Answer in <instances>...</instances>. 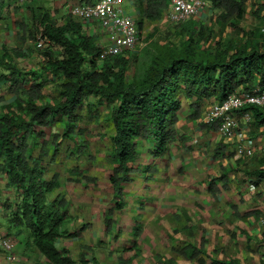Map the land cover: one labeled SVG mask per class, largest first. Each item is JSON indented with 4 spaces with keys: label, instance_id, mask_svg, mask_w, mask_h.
<instances>
[{
    "label": "trees",
    "instance_id": "obj_1",
    "mask_svg": "<svg viewBox=\"0 0 264 264\" xmlns=\"http://www.w3.org/2000/svg\"><path fill=\"white\" fill-rule=\"evenodd\" d=\"M23 1L0 0V19L15 15L24 5ZM95 1L74 0L72 3L92 4ZM244 1L208 0L211 16L219 22H226L232 15L240 18L244 12ZM133 2L138 12L134 20L139 32L144 20L162 18L168 5L166 0ZM14 23L18 38H24L25 34L36 40L39 33L45 37V47L39 50L41 58L36 70H23L11 60L4 61L8 56L5 47L0 55V66L6 70L0 74V80L7 82L8 92L14 95L12 101L0 106V171L6 174L7 183L19 195L8 223L29 231L32 242L48 264H89L83 250L88 245H84L78 258H74L67 247L56 246L60 238L76 236L77 233L64 229V198L57 194L47 201L48 193L61 188L57 175L50 179L43 176L44 162L47 157L50 160L54 158L62 138L75 143L76 147L70 154L87 160L97 158V153L92 152L95 155L92 156L86 152L85 144L80 147L78 139L85 133L81 125L83 117L90 122L92 113H97L103 106L105 120L110 124L109 135L108 132L98 135L100 140L107 139L102 149V160L110 167L108 182L112 189V203L103 218V236H106L112 233L114 213L125 210V198L130 194L127 187L133 183L134 174H139L141 182L153 179L157 168L149 160L169 151V145L176 136L181 98L193 99L190 105L194 109L190 117L197 118L204 100L221 101L234 91L250 89L255 83L264 86V50L253 46L250 50L236 48L230 52L218 41L212 50L201 49L198 41L206 32L201 24L198 29L192 28L195 22L191 19L190 26L174 24L185 35L184 40L154 43L152 52L148 56L144 54L139 73L131 79L126 78L128 57L137 50L99 59L102 47L82 32L83 21L80 19L68 15L62 24H56L49 13L43 11L32 19L30 28L23 20L15 19ZM11 50L15 55L19 54L17 49ZM50 81H55L57 86L53 100H47L48 95L43 90ZM91 97L94 101L90 100ZM244 110L250 111L251 123L256 127L262 126L261 132L264 133V111L249 105L239 110V114ZM58 122L62 123L61 131L54 132L48 142L49 138H44V130ZM199 126L215 130L217 122H200ZM56 137L60 139L56 141ZM39 138L41 143H38ZM36 146L38 151L35 155L33 150ZM224 147L219 143L213 156L226 154ZM69 174L65 177L66 182L97 184V178L79 172L78 166H74ZM251 174L256 176V184L264 179V168ZM216 182H221L226 188L225 175L209 179L208 190L213 196L218 191ZM139 206L142 208V201ZM233 213L246 218L259 212L250 210L240 214L234 208ZM139 217L142 215L137 214L133 219L132 246L137 245L136 238L142 230ZM204 242L202 238L198 247L187 244L181 248L172 247V250L184 258L183 264H243L235 257L223 259L209 255L203 248ZM172 259L168 256L169 262ZM117 260L118 264H126L129 258L118 254Z\"/></svg>",
    "mask_w": 264,
    "mask_h": 264
},
{
    "label": "crops",
    "instance_id": "obj_2",
    "mask_svg": "<svg viewBox=\"0 0 264 264\" xmlns=\"http://www.w3.org/2000/svg\"><path fill=\"white\" fill-rule=\"evenodd\" d=\"M73 1L25 0L15 15L12 14L9 19H0V55L4 47L8 52L4 61L11 60L21 69L27 64L37 66L41 57L33 49L32 40L25 34L24 38H18L15 19L23 20L26 27L30 28L32 19L47 11L56 24H62ZM243 7L244 12L240 18L232 15L226 22H219L211 16L210 3L206 0L205 5L192 19L201 24L203 31H211L210 35L205 31L199 41L209 39L211 49L217 41L223 42L230 52L236 48L250 50L253 46L264 50V0H245ZM122 10L134 19L138 17L133 0H122ZM166 31L172 32L174 38L178 35V38H182L181 41L185 38L179 27L164 18L144 20L140 29V33H145L144 36L153 38L157 33L160 36L161 32L164 34ZM82 32L90 35L100 47L116 40V35L107 33L96 21H83ZM140 44L137 50L142 47ZM11 49H17L19 54L15 55ZM0 69V74L6 73L3 67L0 66ZM0 98V106L14 99V95L7 90V82L2 80ZM180 101V114L181 110L185 109V116L189 120L178 119L176 136L169 145V151L161 157L149 160L157 168L154 178L141 182L139 174H134L133 183L127 187L132 196L126 195L124 212L114 213V228L112 227V233L107 234L106 238H110V235L113 238L116 232L122 233L113 238L117 246L116 264L118 254L129 258L126 264L132 259L133 251L128 250L127 237H122L125 232L123 228L119 229L122 215L124 217L130 214L142 215L140 220L143 227L136 240L138 244L145 242L154 260L157 255L174 257L172 247L181 248L187 244L198 247L203 238V248L209 255L223 259L235 257L243 264H264V224L259 221L264 217V212L259 216L252 214L246 218H239L233 213L234 208L240 214L250 210L259 213L264 210V179L255 184L256 176L251 174L256 169L264 168V133L261 132L263 127L254 126L252 119L247 121L243 114L237 113V130L230 136H221L215 130L200 127V116L190 117L194 109L190 105L193 99L181 98ZM212 102V99L201 102V114ZM59 131L61 129L55 132ZM105 140L101 141L106 144ZM248 142L254 146L253 154L237 157L234 147L237 143ZM219 143L225 145L223 150L226 154L214 157L213 153ZM102 156L103 154H100L94 160H87L70 153L57 152L53 159L47 157L44 162L43 176L50 179L56 174L62 184L61 188L47 194V201L54 199L57 194L64 198V229L77 233L76 236L60 238L56 246L67 247L74 258H78L80 251L79 247L71 245L75 243L73 240L78 239L85 244V240L102 239L104 235L103 218L112 203V189L108 182L110 167L102 160ZM143 156L146 157L145 154ZM74 166H78L79 172L97 178V184L84 181L66 182L65 177L70 176ZM222 174L226 178V188L222 187L221 182H216L218 191L213 196L208 190V181ZM157 183L160 185L153 190L154 184ZM250 184L254 186L252 190L248 188ZM158 189L160 191L157 194ZM151 196H154V199H150L148 203L142 202V208H134V200ZM18 200V191L7 183L6 174L0 171V230L8 234L13 241L17 256L15 264H48V260L32 242L29 231L25 227L8 223L9 214L15 209ZM132 225L134 226V220L130 229ZM130 229L127 231L130 232ZM120 246H126L127 249L119 250ZM86 258L89 260V256L86 255ZM0 264H8L2 251Z\"/></svg>",
    "mask_w": 264,
    "mask_h": 264
},
{
    "label": "built area",
    "instance_id": "obj_3",
    "mask_svg": "<svg viewBox=\"0 0 264 264\" xmlns=\"http://www.w3.org/2000/svg\"><path fill=\"white\" fill-rule=\"evenodd\" d=\"M168 5L163 12L162 18L167 22L178 24L184 23L194 17L205 5L206 0H166ZM67 15L82 21H96L107 33L116 35L115 42H112L101 49L99 59L108 55L122 54L128 51H135L140 44V32L135 20L122 10V0H97L92 4L71 3ZM45 43V37L38 34L34 40L33 47L40 48ZM253 105L264 111V86L255 83L250 89H240L232 92L221 101H213L203 110L200 115V122H217V132L221 136H230L238 128L237 113L244 107ZM243 117L251 120L250 111H242ZM254 152V146L248 142L237 143L234 147V154L237 157H247ZM252 190L254 186L248 185ZM264 224V217L260 218ZM0 251L5 255L8 264H15L17 256L14 252V244L8 234L0 230Z\"/></svg>",
    "mask_w": 264,
    "mask_h": 264
},
{
    "label": "rangeland",
    "instance_id": "obj_4",
    "mask_svg": "<svg viewBox=\"0 0 264 264\" xmlns=\"http://www.w3.org/2000/svg\"><path fill=\"white\" fill-rule=\"evenodd\" d=\"M189 19H193L189 18ZM189 19L186 20L182 25H188L190 26L191 23H189ZM195 22V21H192ZM198 22H195L192 25V28L194 29H198ZM209 27V26H207ZM210 28V27H209ZM208 29V28H207ZM172 31V29H171ZM206 31V30H205ZM204 31V32H205ZM207 33H209L208 35H210L211 31L208 32V30L206 31ZM39 34V33H37ZM145 33L143 34V32L140 33L139 36V40L142 44V48L137 50L136 52H133L132 54H129V65L128 68L126 70V78L127 79H131L134 78L138 73H139V66L140 63H142V61L144 60V54L146 56H148L149 52H152V49L154 47V43H164V42H168L170 41L169 39H173L175 43H178L179 41H181L182 38H178V35L174 38L173 37V33L170 31H166L164 34L161 32L160 36L157 33L156 36L153 37H149V36H144ZM35 38V37H34ZM209 38V37H208ZM29 39H31L33 41V38L29 37ZM198 47L201 49H205V50H212L210 48V43H209V39H204L203 41H198ZM223 42H221L222 44ZM140 44V45H141ZM45 47V44H43L40 48H36L34 47L33 49L35 51H37L39 53V50L43 49ZM133 57H136L135 60H133ZM34 64H32L31 66H23L22 69L23 70H36L37 68H39L38 63L36 64L37 66H33ZM2 67V66H1ZM1 70V69H0ZM56 82L54 81V83L47 82L44 87L43 90L47 93L48 97L47 100L51 99L53 100L56 97ZM91 99L94 101V98L91 97ZM190 111V110H189ZM82 112L85 114V111L82 110ZM190 113V112H189ZM93 117L90 118L91 122L87 121L85 117H83L81 125L83 127V131H85V133L81 136V138L78 139L79 143H80V147H82L81 145H86L83 147H86V152L89 154H93V153H97V156L102 154L103 152V148L105 143H103L98 135L101 134L102 132H108L110 130V124L105 120V114L106 111L100 107L99 110L97 111V113L93 112ZM182 114V115H181ZM181 114L179 115V120L181 118L183 119H188L187 116H185L187 114V111H185V109L181 110ZM183 116V117H180ZM55 126V127H54ZM54 126L51 127H47L44 130L45 133V137L46 139L49 138L48 142L50 141V139H52V134L57 131L60 130L62 127V123L58 122L57 124H55ZM59 129H56V128ZM60 132V131H59ZM62 137V136H61ZM43 138V139H44ZM85 139V140H84ZM41 140L39 138L38 143H41ZM56 141H58V137H56ZM146 144V143H145ZM49 145L52 146L51 143H49ZM50 146V147H51ZM75 143L71 142L70 140L67 139H61L59 140V144H58V152H65V153H69L70 151H74L75 149ZM143 148H145L143 146ZM38 151L37 146L34 147L33 152L36 154V152ZM93 152V153H92ZM92 156H95L94 154ZM101 157V156H99ZM89 160V159H88ZM158 180V179H157ZM160 184H154L155 187H153V190H156L157 186ZM153 186V184H152ZM151 186V187H152ZM148 187V188H151ZM160 191V189L157 190V194ZM128 196H132L131 193ZM150 199H154V196L151 197H145V199H139V200H134V208H138V204L139 202H145L148 203ZM140 207V206H139ZM106 212V211H105ZM264 210H261L260 213H258L257 216H259L260 214H263ZM131 213L128 212V214ZM127 217V218H126ZM137 218V215H125L123 217L120 218L121 219V226L119 227V229H122L125 234L122 236H126L127 238V242L129 244L128 250H132L133 253L132 255V259L128 264H183L185 263V260L183 257H178L177 255H175L176 257H172V261H168V256L163 255V256H156L155 260L154 257L150 255V251L147 250V245L145 244V242L142 243H136L137 245H131L132 241H133V236L132 234V229H130V224L133 221V219ZM142 218V217H141ZM140 219V217H139ZM133 226V225H132ZM143 227V226H142ZM114 228V227H113ZM128 229H130V232L127 231ZM116 232V230H115ZM129 233V234H128ZM119 234L122 233H118L116 232L115 236L113 238H116ZM131 235V236H129ZM112 235H110V238H106V236H103L102 239H97V240H85V244L84 241H79L78 239H75L73 241H75V243H72L71 245H75L76 247H79V251L82 250V248L84 247V245H88V248H83V250L85 251L86 255L89 256V264H116L115 260V254H116V250H117V246L115 245L114 239L111 238ZM71 241V242H73ZM68 242V240H67ZM120 245V244H119ZM126 245V244H125ZM169 247V245H167ZM90 247V248H89ZM126 247V246H125ZM124 246H120L119 250H123L125 248ZM79 255V254H78Z\"/></svg>",
    "mask_w": 264,
    "mask_h": 264
},
{
    "label": "clouds",
    "instance_id": "obj_5",
    "mask_svg": "<svg viewBox=\"0 0 264 264\" xmlns=\"http://www.w3.org/2000/svg\"><path fill=\"white\" fill-rule=\"evenodd\" d=\"M32 42H34V40Z\"/></svg>",
    "mask_w": 264,
    "mask_h": 264
}]
</instances>
